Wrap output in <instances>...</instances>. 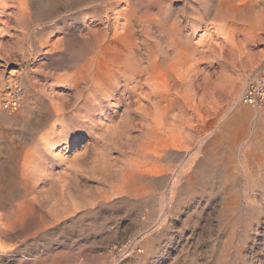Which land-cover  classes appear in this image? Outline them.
<instances>
[{"label": "rangeland", "instance_id": "rangeland-1", "mask_svg": "<svg viewBox=\"0 0 264 264\" xmlns=\"http://www.w3.org/2000/svg\"><path fill=\"white\" fill-rule=\"evenodd\" d=\"M13 1L0 0V264H264V105L240 99L264 73V0ZM232 1L256 11L231 16ZM105 50L150 62L157 98L177 97L150 161L138 104L117 101L130 68L110 80ZM133 168L137 192L120 186Z\"/></svg>", "mask_w": 264, "mask_h": 264}, {"label": "bare ground", "instance_id": "bare-ground-1", "mask_svg": "<svg viewBox=\"0 0 264 264\" xmlns=\"http://www.w3.org/2000/svg\"><path fill=\"white\" fill-rule=\"evenodd\" d=\"M5 1V3L6 2H8V0H4ZM15 1V0H14ZM13 1V2H14ZM20 2V7H22V8H24V7H26L25 5H26V1L27 0H19ZM30 1V0H29ZM135 1V0H134ZM221 1V0H220ZM224 1H228V0H224ZM237 1H239V0H237ZM241 1V0H240ZM249 1V0H248ZM28 2V1H27ZM33 2V1H32ZM230 2V1H229ZM223 3V2H222ZM232 3H233V5H231L228 9H226L229 13H231L232 15L231 16H240V15H244L245 17L246 16H250L252 13H254V12H252L253 10H254V8H253V10H251L252 9V6H251V3L253 4V2H251V3H248L247 2V4H245V2L243 1V2H238V3H234L233 1H232ZM254 3H255V1H254ZM10 4V3H9ZM126 4H128V3H126ZM136 4V3H135ZM12 5H14L13 3H12ZM137 5H139V4H137ZM253 5H255V4H253ZM258 5V4H257ZM4 7H6L5 5H3ZM126 6V5H125ZM128 6V5H127ZM227 6V5H226ZM14 8H16L15 6H13ZM130 7V6H129ZM224 7H225V5H224ZM10 8V7H9ZM150 8V7H149ZM223 8V7H222ZM28 9H29V7H28ZM122 9H124V8H122ZM122 9H120V10H122ZM126 9V8H125ZM13 10V9H12ZM131 10H133L132 8H131ZM260 10V9H259ZM118 11H119V9H118ZM224 11V10H223ZM226 11V12H227ZM254 11H256V8H255V10ZM13 13V12H12ZM18 13V12H17ZM23 13V12H22ZM114 13H116V12H114ZM121 13H122V11H121ZM124 13V12H123ZM122 13V14H123ZM14 14V13H13ZM15 14H16V11H15ZM24 14H25V12H24ZM27 14V13H26ZM121 14V15H122ZM125 14V13H124ZM117 15V14H116ZM227 15H228V13H227ZM25 16V15H24ZM19 17H21V16H19ZM116 17H118V16H116ZM126 17V16H125ZM124 18V17H123ZM118 22V21H117ZM93 23V22H92ZM123 23V22H122ZM125 24V23H124ZM128 24V23H127ZM89 25V24H88ZM94 25V24H93ZM111 25H113L112 23H111ZM130 25V24H129ZM95 26V25H94ZM110 26V25H109ZM118 26V25H117ZM119 26H120V23H119ZM91 27V26H90ZM93 27V26H92ZM102 27V26H101ZM114 27V26H113ZM116 27V26H115ZM125 27V26H124ZM127 27H129L128 25H127ZM121 28V27H120ZM119 28V29H120ZM90 29V28H89ZM118 29V28H117ZM91 30H93V29H90V31ZM103 30V29H102ZM114 30V29H113ZM89 31V32H90ZM97 31V30H96ZM92 32V31H91ZM99 32H101L100 30H99ZM104 32V31H103ZM110 32V31H109ZM96 33V32H95ZM106 33V32H105ZM121 33V32H120ZM85 34H86V31H85ZM89 34H91V33H89ZM112 34V33H111ZM119 34V33H118ZM97 35V34H96ZM92 36V35H91ZM104 36H105V34H104ZM112 36V35H111ZM209 36V35H208ZM96 37V36H95ZM108 37V36H107ZM113 37V36H112ZM83 38V37H82ZM88 38V37H87ZM86 38V39H87ZM97 38V37H96ZM83 40V39H82ZM102 40V39H101ZM103 41H105V40H103ZM114 42V41H113ZM218 42V41H217ZM220 42V41H219ZM81 43H83L84 44V42H81ZM96 43V42H95ZM100 43V42H99ZM207 43V42H206ZM221 43V42H220ZM95 45V44H94ZM99 45V44H98ZM104 45V44H103ZM102 46V45H101ZM110 46V45H109ZM109 46H108V48H109ZM89 47V46H88ZM93 47H95V46H92V48ZM84 48V47H83ZM85 48H87V47H85ZM111 48V47H110ZM113 48V47H112ZM82 49V48H81ZM88 49V48H87ZM96 49V48H95ZM103 49V48H102ZM116 49V48H115ZM90 50H92V49H90ZM117 50V49H116ZM94 51V50H93ZM97 51V50H96ZM120 51V50H119ZM119 51H114V50H108V51H106L105 50V52L104 53H100V54H98L97 56H96V58H95V60H98L99 62L100 61H102L105 57L107 58L106 60H107V62H106V66H108V69H111L112 71L111 72H109V74H108V76H109V79L110 80H112L113 78H115L116 76H119L118 74H120V70H121V68H123L124 67V65H125V67L127 68V67H129L130 68V70H129V74H127L126 75V77H127V79H128V84H124L123 85V88L122 89H120L119 90V97L117 98V101H120V100H124L125 99V97H124V94L126 93V96H127V100L128 99H130V101H132V102H134L135 104L137 103L138 104V109H139V111H140V113H141V116H142V122H143V125L142 126H144V127H146L147 129H148V132H149V135L148 136H146V140L144 141V140H142L143 142H144V144L141 146V148L140 149H138L139 150V155L140 156H143V157H145V159L146 158H149L148 160L150 161V158H152V156H153V152H154V150H156L155 149V147L157 146V141H158V131L161 129V130H163V132H170V129L171 128H173V127H175V126H170V125H167V123H166V119L168 118V120H169V117H168V114L170 113V111L173 109V104H174V101L177 99V97L176 96H174V97H169L168 96V93L167 92H165V90H163V94L162 95H160L159 96V98H157L158 96H157V94H158V91H157V88H156V85L154 84V82L152 81V76H151V70L152 69H154L155 67H153V68H150V65H151V63L149 62H147L148 63V67H142V66H140L141 65V62H140V60H143V59H139V62H132V60H131V62H125V61H123V56L121 55L122 54V52L121 53H118ZM127 51V50H126ZM214 51V50H213ZM48 52V51H47ZM97 54V53H96ZM125 54V53H124ZM93 55V54H92ZM132 55V54H131ZM147 56V55H146ZM153 56H156V55H153ZM92 57L93 56H91V59H92ZM143 58V57H142ZM151 58V57H150ZM90 59V60H91ZM129 59V58H128ZM151 60H152V58H151ZM86 61V60H85ZM144 61V60H143ZM147 61V60H146ZM153 61V60H152ZM186 61V60H185ZM89 62V61H88ZM92 62V61H91ZM95 62H97V61H95ZM181 62H183V61H181ZM187 62V61H186ZM105 63V62H104ZM98 64V63H97ZM100 64H101V62H100ZM135 64V65H134ZM89 65V64H88ZM93 65V64H92ZM102 65V64H101ZM183 65H184V63H183ZM187 65H189V64H187ZM187 65L185 66V67H187ZM106 66L104 65L103 67H105L106 68ZM165 66V65H164ZM90 67V66H89ZM160 67V66H159ZM165 67H167V69H169V67H170V65L169 66H165ZM164 67V68H165ZM185 67H183V68H185ZM190 67V66H189ZM88 68V67H87ZM163 68V69H164ZM188 68V67H187ZM186 68V69H187ZM158 69V68H157ZM156 68H155V70H157ZM167 69H166V71H167ZM171 69V68H170ZM175 69V68H174ZM176 69H179V68H176ZM181 69V68H180ZM105 70V69H104ZM160 70V69H159ZM159 70H158V72H159ZM188 70V69H187ZM100 71V70H99ZM106 71V70H105ZM170 71V70H169ZM168 71V72H169ZM181 71V70H180ZM184 71H185V69H184ZM161 72H162V70H161ZM163 72H164V70H163ZM101 73V72H100ZM174 73V72H173ZM159 74V73H158ZM170 74V73H169ZM168 74V75H169ZM176 74V73H175ZM177 74H179V73H177ZM176 74V75H177ZM264 74V73H263ZM102 75V74H101ZM123 75V74H122ZM154 75V74H153ZM156 75V74H155ZM162 75H164V74H161V76ZM167 75V74H166ZM107 76V77H108ZM124 76V75H123ZM157 76V75H156ZM165 76V75H164ZM179 76V75H178ZM104 77V76H103ZM125 77V76H124ZM99 78V77H98ZM105 78V77H104ZM160 78V77H159ZM165 78H166V76H165ZM176 78V77H175ZM179 78V77H178ZM182 78V77H181ZM100 79V78H99ZM106 79V78H105ZM155 79H157V78H155ZM171 78L169 77V79H167L166 81H168V80H170ZM177 79V78H176ZM175 79V80H176ZM180 79V78H179ZM103 80V79H102ZM114 80V79H113ZM159 80H161V79H159ZM181 80V79H180ZM179 80V81H180ZM183 80V79H182ZM181 80V81H182ZM98 81V80H97ZM155 81V80H154ZM160 83H161V81H159ZM177 82V81H176ZM109 83V82H108ZM163 83V82H162ZM180 83V82H179ZM122 84V83H121ZM156 84H157V82H156ZM168 84V83H167ZM174 84V83H173ZM177 84H178V82H177ZM14 87H15V94H19L20 93V91H19V88H18V86L15 84V82H13V84H12ZM166 85V84H165ZM165 85H163L164 86V89L166 88L167 89V87H165ZM181 85V84H180ZM99 87V86H98ZM157 87H160V86H157ZM173 87H174V89H175V86L173 85ZM177 87V86H176ZM182 87V86H181ZM161 88V87H160ZM163 88V87H162ZM169 88V87H168ZM180 88V87H179ZM101 89V88H100ZM137 89H138V92H136L137 91ZM172 89V88H171ZM125 90H126V92H125ZM159 90V89H158ZM183 90V89H182ZM197 90V89H196ZM170 90H168V92H169ZM177 91V90H176ZM175 91V92H176ZM160 92H162L161 91V89L159 90V93ZM174 93V92H173ZM172 93V94H173ZM185 93V92H184ZM161 94V93H160ZM170 94V93H169ZM175 94V93H174ZM182 94V93H181ZM176 95V94H175ZM116 96V95H115ZM171 96V95H170ZM173 96V95H172ZM177 96H179V95H177ZM123 97V99H121ZM166 97V98H165ZM188 97V96H187ZM187 97H186V99H187ZM183 99V98H182ZM58 100V99H57ZM69 100H70V98H69ZM179 100V99H178ZM191 100V99H190ZM189 100V101H190ZM14 100L13 99H9V100H7L4 104H2L1 105V107L3 108V109H11L10 108V106H13V105H15V101L13 102ZM60 101V100H59ZM144 101V102H143ZM164 102V104H162L161 105V102ZM188 101V102H189ZM183 102H184V100H183ZM49 103V102H48ZM52 103L53 102H51L50 103V105H49V107L51 108V110H54L55 111V106L54 105H52ZM123 103V102H122ZM130 103V102H129ZM177 103H180V101H177ZM182 103V102H181ZM187 103V102H186ZM190 103V102H189ZM193 103V102H192ZM127 104V103H126ZM133 104V103H132ZM176 104V103H175ZM183 104V103H182ZM125 105V104H124ZM123 105V106H124ZM134 105V104H133ZM183 105H185V103L183 104ZM190 105V104H189ZM192 105V104H191ZM194 105V104H193ZM54 106V107H53ZM176 106V105H175ZM192 107H194V106H192ZM191 107V108H192ZM196 107V106H195ZM127 108V107H126ZM136 108V107H135ZM190 108V107H189ZM47 109V108H46ZM194 109V108H193ZM197 109V108H196ZM130 110V109H129ZM186 110H189V109H186ZM45 111V110H44ZM53 111V112H54ZM57 111V110H56ZM132 111H133V109H132ZM136 111V110H135ZM172 111H174V110H172ZM195 111V110H194ZM47 112V111H46ZM178 112V111H177ZM177 112H175L176 114H177ZM56 113V112H55ZM136 113H137V111H136ZM139 113V112H138ZM188 113V112H187ZM185 111H184V109H183V111H182V116H183V119H185L184 118V116H186V114H187ZM49 114H51V113H49ZM158 114L159 115H161V118H160V120L157 122V117H158ZM173 114V113H172ZM54 115H56V114H54ZM174 115V114H173ZM169 116H170V114H169ZM175 116V115H174ZM174 116H172V117H174ZM177 116V115H176ZM191 116V115H190ZM48 117V116H47ZM171 117V116H170ZM189 117V116H188ZM188 117H186V119H188ZM45 118V117H44ZM51 118H52V116H51ZM180 117H178V119H179ZM190 118V117H189ZM172 119H174V118H172ZM177 119V120H178ZM52 120V119H51ZM175 120H176V118H175ZM179 121V120H178ZM178 121H176L177 123H178ZM49 122V121H48ZM175 122V121H174ZM192 122V121H191ZM190 122V123H191ZM139 123H141V122H139ZM185 123H187V125H188V122H184V120H181L179 123H178V127H180V126H182L183 127V125L185 124ZM169 124V123H168ZM194 124V123H193ZM173 125V124H172ZM196 124H194V126H195ZM108 126V125H107ZM140 126V125H139ZM142 126H140V128L139 129H141L142 128ZM169 126V127H168ZM189 126H191V124L189 125ZM176 127H177V125H176ZM175 127V128H176ZM187 127V126H186ZM198 127V126H197ZM196 127V128H197ZM138 128V127H137ZM185 128V127H184ZM195 128V127H194ZM179 129V128H178ZM177 129V130H178ZM186 129V128H185ZM185 129H183V130H185ZM146 130V129H145ZM199 130V129H198ZM175 131V130H174ZM180 131H182V130H179L178 132H180ZM148 132H147V134H148ZM172 132H173V130H172ZM182 132H184V131H182ZM181 132V133H182ZM185 132H187V131H185ZM184 132V135L186 134ZM189 132V131H188ZM194 132V131H193ZM175 133V132H174ZM146 134V133H145ZM146 134V135H147ZM165 134V133H164ZM194 134H195V132H194ZM166 135V134H165ZM169 136H171L172 135V133H169L168 134ZM177 135V134H176ZM178 135H179V133H178ZM181 135V134H180ZM49 136V135H48ZM141 137L142 136H144L143 134L142 135H140ZM172 136H174L175 138H176V136H175V134H173ZM186 136V135H185ZM167 137V136H166ZM178 137V136H177ZM53 137H51V139H52ZM140 138V137H139ZM174 138V139H175ZM179 138L181 139L182 137H180L179 136ZM178 138V139H179ZM185 138V137H184ZM56 139V138H55ZM55 139H53V140H55ZM61 139H64V138H62L61 137ZM145 139V138H144ZM170 139V138H169ZM173 139V138H172ZM173 139V140H174ZM177 139V138H176ZM49 140V139H48ZM185 140V139H184ZM46 141V140H45ZM56 141V140H55ZM55 141H54V143H55ZM64 141V140H63ZM63 141H62V143H63ZM66 141V140H65ZM78 141V139L77 138H75V139H72L71 140V138H70V140H67L66 142H65V148H69L71 145H73V144H75L76 142ZM163 141V140H162ZM164 141H165V139H164ZM170 141V140H169ZM46 142H48L47 143V147H51L54 143H53V141L52 140H50V141H46ZM87 142V141H86ZM175 142V141H174ZM178 142V141H177ZM186 142V141H185ZM45 143V142H44ZM138 143H139V141H138ZM159 143V142H158ZM166 143V142H165ZM181 143H182V139H181ZM164 144V143H163ZM170 144V143H169ZM179 144V143H178ZM64 145V144H63ZM165 145H167V144H165ZM176 145V144H175ZM182 145V144H181ZM161 147L163 146V145H160ZM159 146V147H160ZM174 146V145H173ZM47 147H46V149H47ZM54 147V146H53ZM171 147H172V145H171ZM170 147V148H171ZM175 147V146H174ZM177 147V146H176ZM23 148V147H22ZM52 148V147H51ZM163 148V147H162ZM166 148V147H165ZM63 149V148H62ZM21 150V149H20ZM24 150V149H23ZM26 150V149H25ZM48 150H50V148L48 149ZM59 150V149H58ZM66 150V149H65ZM64 150V151H65ZM17 151H18V149H17ZM29 151V150H28ZM28 151H26L25 153H27ZM158 151V153H159V150H157ZM160 151H162V150H160ZM51 152V151H50ZM55 152V151H54ZM21 153V152H20ZM25 153H23L24 154V156H25ZM55 153H57V152H55ZM136 153V152H135ZM138 153H136V154H138ZM156 153V152H155ZM19 154V153H18ZM22 154V155H23ZM58 154V153H57ZM167 154V153H166ZM27 155V154H26ZM62 155V154H61ZM155 155V154H154ZM164 155V154H163ZM15 156V155H14ZM28 156H30V155H28ZM139 156V157H140ZM157 156V155H156ZM159 156V155H158ZM160 156H161V154H160ZM159 156V157H160ZM19 157V156H18ZM137 157V156H136ZM156 158V157H155ZM161 158V157H160ZM24 158H22V160H23ZM137 158H135V160H136ZM143 160H144V158H142ZM19 161L21 160V159H18ZM153 160V159H152ZM151 160V161H152ZM156 160V159H155ZM13 161H15V160H13ZM34 161V160H33ZM145 161V160H144ZM21 162V161H20ZM155 162V161H154ZM16 163H18V162H16ZM27 163V162H26ZM29 163V162H28ZM144 163V162H143ZM13 164V163H12ZM22 164V163H21ZM145 164H147V163H145ZM25 165V164H24ZM29 165V164H28ZM3 166V165H2ZM16 166V165H15ZM18 166V165H17ZM145 166V165H144ZM153 166V165H152ZM123 167V166H122ZM146 167V166H145ZM27 168V167H26ZM141 168V167H140ZM3 169V168H2ZM29 169V167L27 168V170ZM145 169V168H144ZM20 170V169H19ZM22 170V169H21ZM143 170V169H142ZM145 170H147V169H145ZM145 170H144V172H143V174L145 173ZM8 172H9V169H8ZM17 172V171H16ZM22 172V171H21ZM24 172H26V171H23V173ZM140 172V171H139ZM142 173V172H141ZM1 174V173H0ZM5 174H7V173H5ZM10 174H11V171H10ZM16 174V173H15ZM27 174H28V171H27ZM2 175H4L3 173H2ZM19 175V174H18ZM26 175V174H25ZM24 175V176H25ZM141 175V174H140ZM148 175V174H147ZM8 176V175H7ZM27 177H28V175H26ZM145 176H146V173H145ZM192 176V175H191ZM1 177V176H0ZM6 177V176H5ZM15 177V176H14ZM20 177V176H19ZM140 176H139V173H138V171H137V169H135V168H133V169H128V171L122 176V180H121V182H120V186H122L123 188H128L129 190H132V191H136V190H138V188L140 187L139 186V184L137 183V182H135L136 181V178L138 179ZM26 178V177H25ZM143 178V177H142ZM148 178V177H147ZM193 178V177H192ZM13 179V178H12ZM19 179V178H18ZM22 179V178H21ZM141 179V178H140ZM144 179V178H143ZM142 179V180H143ZM5 180V179H4ZM3 181V180H2ZM192 181H193V179H192ZM195 181V180H194ZM146 182V181H145ZM141 183V182H140ZM148 183V182H147ZM8 184H10V183H8ZM1 185V184H0ZM3 185H5L4 183H3ZM141 185V184H140ZM146 185V184H145ZM120 186H118V187H120ZM6 187V186H5ZM142 187H144V186H142ZM2 188V187H1ZM9 188V187H8ZM121 188V187H120ZM144 188H146V187H144ZM7 189V188H6ZM127 191V190H126ZM139 191V190H138ZM141 191V190H140ZM137 192V191H136ZM133 193V192H132ZM134 194V193H133ZM2 200V199H1ZM0 200V201H1ZM2 202H4V201H2ZM6 203V202H5ZM45 203V202H44ZM2 205V204H1ZM6 205V204H5ZM3 207V206H2ZM6 207V206H5ZM4 214V213H3ZM6 214V213H5ZM12 216H13V213L11 214ZM18 215H19V213H18ZM56 215H58V214H56ZM5 216V215H4ZM15 216V215H14ZM13 216V217H14ZM19 218H20V216H19ZM4 219V218H3ZM11 219H13L11 216H6L5 217V221L7 220L8 221V225H9V221L11 220ZM2 220V219H1ZM17 220H18V218H17ZM13 221H14V219H13ZM12 222V221H11ZM1 223V222H0ZM5 223V222H4ZM13 224V223H12ZM16 224V223H15ZM5 227H6V225H5ZM4 231V230H3ZM0 232H2V230L0 231ZM3 234V233H2ZM1 234V235H2ZM2 252V251H1Z\"/></svg>", "mask_w": 264, "mask_h": 264}, {"label": "built area", "instance_id": "built-area-1", "mask_svg": "<svg viewBox=\"0 0 264 264\" xmlns=\"http://www.w3.org/2000/svg\"><path fill=\"white\" fill-rule=\"evenodd\" d=\"M241 102L250 106L264 105V74L251 81L241 94ZM15 101V99H14ZM13 101V102H14Z\"/></svg>", "mask_w": 264, "mask_h": 264}]
</instances>
